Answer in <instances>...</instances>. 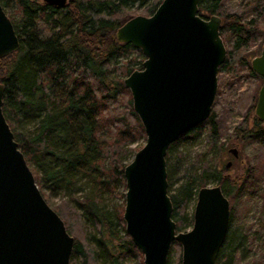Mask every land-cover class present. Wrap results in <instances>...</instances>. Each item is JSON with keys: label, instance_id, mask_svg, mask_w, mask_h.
<instances>
[{"label": "trees", "instance_id": "16d2710c", "mask_svg": "<svg viewBox=\"0 0 264 264\" xmlns=\"http://www.w3.org/2000/svg\"><path fill=\"white\" fill-rule=\"evenodd\" d=\"M0 2L19 38V49L0 58V81L5 86L2 111L43 196L47 191L62 198L52 208L74 238L70 264H143L140 250L125 233L123 207H108L111 196L124 197L118 192L125 187L123 168L140 148L132 145L145 141L131 94L123 85V79L141 67L143 56L130 44L118 42L114 32L130 9L150 15L161 0H69L64 7L41 0ZM14 6L18 20L8 11ZM219 8L220 0L199 2L202 16L222 18L220 35L226 48L211 114L172 143L166 155L177 231L192 225L187 207L202 186L217 182L231 202L234 193L245 187L260 189L264 178V152L260 166H248L234 178L223 175L216 161L204 160L198 168L180 164V175L171 177V155L179 143H192L203 133L211 148L223 151V144L217 145L223 125L218 100L226 94L227 82L231 86L248 81V89L237 99L245 116L258 100L263 79L245 54L251 42L264 38L259 28L264 14L250 19L239 14L222 17ZM234 136L243 147L245 139L264 136L263 122L257 120L252 128L242 123ZM245 243L246 236L230 224L216 264H236ZM173 245L178 252L179 245ZM172 255L174 264H180V255L171 250L167 264ZM259 264H264V254Z\"/></svg>", "mask_w": 264, "mask_h": 264}, {"label": "water", "instance_id": "95a60500", "mask_svg": "<svg viewBox=\"0 0 264 264\" xmlns=\"http://www.w3.org/2000/svg\"><path fill=\"white\" fill-rule=\"evenodd\" d=\"M69 0H41L64 7ZM200 0H161L150 15L128 18L115 39L139 50L141 67L123 79L145 131L144 144L123 168L122 219L143 264H167L174 243L180 264H216L225 241L230 202L219 184L197 191L192 225L176 230L166 155L182 134L208 119L226 48L218 14L201 15ZM19 49L14 24L0 2V58ZM251 67L263 82L255 113L264 122V42ZM0 81V264H70L74 238L46 202L2 111ZM238 156V149H229ZM231 162L225 165L229 168Z\"/></svg>", "mask_w": 264, "mask_h": 264}, {"label": "rangeland", "instance_id": "374dc122", "mask_svg": "<svg viewBox=\"0 0 264 264\" xmlns=\"http://www.w3.org/2000/svg\"><path fill=\"white\" fill-rule=\"evenodd\" d=\"M16 10V6L12 9H8L9 14L13 16L14 20H18L20 17V13H17ZM134 10L135 8L129 10L130 13L127 14V19L142 14L141 9ZM218 12L222 17L228 14H239L245 19H250L258 14H264V0H220ZM259 28L261 33L264 34V20L260 23ZM263 42L264 38L256 39L254 42H251L252 44H250V47L246 48L245 55L249 61L261 53ZM228 84L230 83L227 82L224 86L226 94L218 100L221 103L219 114L221 115L223 125L221 126V135L217 145L222 143L224 148L223 151L220 152L218 148H211L209 146L210 144L205 141L203 133L192 143H189V141L179 143L171 155L170 165L171 177H173V179L178 177L182 171L179 168L180 164L183 167L193 165V168H198L201 164L199 162L200 160L208 161L211 164L216 161L217 168L220 169L222 174L229 175L233 178L242 174L248 166H254L256 164L260 166L262 164L264 136L245 139L243 147H240L234 141V132L237 126L244 123L252 128L257 120H260L255 113V109H253L250 116L247 117L237 105L239 94L248 89L249 83L247 80L242 79L237 84L231 86ZM17 129L19 130V128ZM143 144V141H139L133 144L132 148L141 147ZM233 147H238L240 150V157L238 159L234 158V156L228 152V149ZM131 159L132 157H128L126 162H129ZM228 161H233V165H231L230 168L225 167ZM215 184H217V182L207 185ZM176 186L175 183L174 187ZM245 188L246 189H243L239 193H234L235 197L231 199L233 201L230 202L229 200L231 206L230 223L233 224L235 232L246 236V243L241 247L237 255L236 264H259L264 254V178L262 179L260 189L254 190L249 187ZM125 190V187L121 186L118 192L124 195ZM43 193L46 202L51 207L56 206L62 199L59 194L52 195L47 191H43ZM194 204L195 199H193L187 207V213L189 215L193 213ZM108 205L110 210H114L115 206L124 207V197L111 196L108 199ZM115 242L117 243L118 241ZM170 250L179 255L181 253L180 247L177 252L174 245ZM174 259L175 255H172L169 264H174Z\"/></svg>", "mask_w": 264, "mask_h": 264}, {"label": "flooded vegetation", "instance_id": "af4514ba", "mask_svg": "<svg viewBox=\"0 0 264 264\" xmlns=\"http://www.w3.org/2000/svg\"><path fill=\"white\" fill-rule=\"evenodd\" d=\"M238 149V156L236 157L233 153H230L229 152V149ZM228 149V152L231 154V155H233L234 156V158H236V159H238L239 157H240V150H239V148L238 147H233V148H229ZM231 162V164H230V166H229V168L231 167V165H233V161H230ZM230 216H231V206H230ZM231 219V218H230ZM231 223H230V220H229V225H230ZM228 229H229V227H228Z\"/></svg>", "mask_w": 264, "mask_h": 264}]
</instances>
